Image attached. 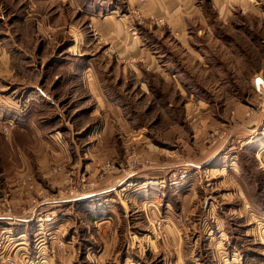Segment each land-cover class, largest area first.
<instances>
[{
    "label": "rangeland",
    "instance_id": "obj_1",
    "mask_svg": "<svg viewBox=\"0 0 264 264\" xmlns=\"http://www.w3.org/2000/svg\"><path fill=\"white\" fill-rule=\"evenodd\" d=\"M252 1L257 2L256 7H237L232 18L213 21L209 25L213 34L194 37L206 66L193 61L199 59L194 55L191 60L182 61L183 49L176 47L168 56L170 65L176 68L177 81L157 77L146 96L136 74L121 69L106 52L118 44L106 40L90 20L93 12L102 15L113 12L111 8H119L123 13L124 0H97L90 7L84 0L79 6L76 0H0V100L16 99L38 134L35 139L26 133H15L17 126L12 121L0 125V217H16L11 223L0 218V232L4 233L2 229L7 225L12 230L10 235L18 237L21 229H17V218L29 214V218L34 215L31 220L36 227L27 232V241L19 239L21 243L12 251L17 242L13 240L6 248L9 254H17L22 246L27 251L31 245L37 250L51 249L49 239L43 243L36 240L44 237L40 233L42 221L38 220L42 215L50 217L44 224L54 231L51 236L56 245L51 259L42 264H113L111 261L121 247L124 225H117L116 220L111 225L95 224L86 205L72 210H59V206L72 198V193H92L111 183L123 189L119 195L127 198L130 191L146 188L148 181L131 175H136V171H153L160 165L170 167L169 178L166 175L167 178L160 179L159 186L165 189L160 192L165 195L131 203L127 211L118 209L121 222H129L130 230L145 242L149 238L158 241L157 250L147 249L144 264H180L167 226L176 228L183 236L189 234L193 240L199 232L190 230L191 218H198L201 213L200 233L204 232L206 217L207 226L215 230L217 216L223 217L225 235L231 238V246L238 253L236 261L228 264H264V213L251 219L245 204L248 196L264 206V152L258 157L248 150H236L235 158L230 155L236 166L231 161L228 165L207 162L192 166L184 163L189 159H183L190 152L193 156L202 151L201 137L211 146L215 137L217 141L226 135L221 129L212 134L192 132L191 127H196L198 121L187 117L185 108L200 106L201 96L208 99L210 113L219 108L214 95L217 88L234 99L248 96L252 106L264 112V96L257 91L254 94L248 83L252 71L264 73V0ZM207 13L214 14V10L208 9ZM199 27V21L192 22V29ZM205 75L208 83L201 79ZM124 77L128 81H121ZM219 78L230 83H216ZM121 98L127 99L129 106L126 114L120 115L114 103L117 100L118 107L125 105ZM172 128L178 130L171 132ZM263 133L264 126L254 137ZM183 139L191 140L195 150L187 151ZM261 140L264 141L263 136ZM200 156L195 160L200 161ZM108 164L112 166L107 167ZM180 168L186 169L185 175ZM207 168L209 173L203 175ZM165 181H186L188 187L195 182V190L179 195ZM129 182L133 184L128 185ZM124 186L130 187L124 190ZM46 199L48 206L40 212ZM159 200H170L176 207H162ZM185 202L189 210L181 213ZM194 206L197 209L193 210ZM158 215L168 217L162 237L154 232V218ZM201 237L203 252L199 251L202 255L197 264H226L211 253H215V247L208 245L207 234ZM25 250L18 253L20 264H40L33 256H25ZM0 264L8 263L0 258Z\"/></svg>",
    "mask_w": 264,
    "mask_h": 264
},
{
    "label": "crops",
    "instance_id": "obj_2",
    "mask_svg": "<svg viewBox=\"0 0 264 264\" xmlns=\"http://www.w3.org/2000/svg\"><path fill=\"white\" fill-rule=\"evenodd\" d=\"M70 1L73 2L74 0ZM96 1L97 0H84L85 4L89 7L96 3ZM80 2L81 0H76L77 5H80ZM256 3L257 2L252 0H124L126 9L123 10V13L119 12V8H111V10H114L113 12L102 13V15L93 12V10L91 11L93 14H91L90 20L93 21L98 29H100V33L105 36L106 40L118 44L113 49L106 50V52H109L113 56V59H116L118 62L117 65H120L121 69H130V71H133L136 74L135 79L137 81L139 80L138 82L142 86V93L147 96L149 86L151 83H155L157 77L168 82L171 80L177 81L176 68L175 66L172 67L170 65L172 61H169L170 57L168 54L172 53L171 51H176V47H181L183 49L181 56L184 57V60L181 59L182 61L186 62L191 60L190 58L194 55L199 57V59L193 61L199 62L200 66H206V61L202 60L201 52L198 50V46H200L198 44L199 42H197L194 37H197V35L207 37L210 34H213V30L209 26L213 21H226L232 18L234 10L237 7H240L242 10H245V8L249 10L252 7H256ZM208 9L214 10V14H208ZM160 18L162 21H160ZM193 21H199L200 27L198 29H192ZM130 27L136 28L137 34H134ZM172 44H174V46H171ZM2 46V40L0 39V48ZM91 64L95 67V61L91 62ZM205 71L207 73V69H205ZM257 76L264 78V73L261 71H252L248 76V83L252 85L254 94L256 93L255 78ZM207 78L208 75L201 76V79L206 83H208ZM122 80L128 81V77L121 78V81ZM218 82L224 84L227 81L223 78H219L216 79V83ZM231 82L233 83V81ZM94 83L96 84V81H94ZM214 95L216 104L219 105V108L215 110V113H210L207 103L208 99L203 95L199 101L200 106H186L187 117H194L195 121H198L196 127H191L192 132L194 133L203 134L205 132H210L212 134V132L221 129L226 135L217 140L215 144L211 146L205 144L204 138L202 139V137L199 136L201 137L200 140H202V151L200 149L201 152L194 153L193 156L192 152L184 155L183 159H189V161L185 160L184 163H190L192 166L205 164L207 162L212 165H219L220 163L228 165L229 161H231L234 166L236 162L230 160V155H234L235 158L236 154L234 152L236 150H248L251 153H256V155L260 157L264 152V141L261 140L262 136L264 137V133L258 137H254V134L264 126V112L261 111L260 108L252 106L254 103H252V100L248 99V96L243 99H234L225 95L223 91L221 93L218 88L215 89ZM121 99L126 102L125 105L121 103V107H118L116 103L117 100H115L114 103V108L119 110L120 115L121 112L124 114L128 111L126 107L129 106L127 99ZM15 101L16 99L13 102H6L4 99L0 100V125L2 126L6 121H12L14 126H17L15 133H26L30 136L32 135L35 139H38L37 131L29 125V121L26 119L25 115H23L24 112L21 108V104H18ZM227 102L229 103L226 104ZM221 106L222 108H220ZM172 129L171 132L178 130L177 128ZM181 129L179 128V130ZM184 141L187 151L191 149L195 150V145L191 140ZM200 154H202V156H200L202 159L200 161L195 160ZM27 168L30 169V166H27ZM169 169V166L157 165L153 171L142 173L138 171H136V173L133 171L132 173H136V175L131 173V176H136L139 180H148L146 182L147 186L142 190H140L141 187H138L130 191L127 198L120 196L119 193H122V190H119L116 184L111 183L95 192L86 193L80 197L65 199L66 203L59 206V210L64 208L72 210L76 206L79 207L80 204L86 205L89 217L95 224L96 222H99V225L100 223L111 225L116 220L117 225H124L125 228L122 227L124 228V232L122 241L120 242V250L119 252H116L111 263L144 264V257L147 254V249L150 247L151 250H157L158 241L149 238V240L145 242L136 231L130 230L131 227L129 226V222L126 220L121 222L120 215H118V209L127 211V209L131 207V203H143L145 200L147 201L148 198L158 199L160 198V195L164 196L165 192H160L165 190L163 186H159L161 185L160 179L167 178V172ZM165 182L179 195H186L195 190L193 188L195 187V182L190 183V188L186 181L177 184H171L169 181ZM166 183L162 185L167 186ZM128 187L129 186H127V189ZM186 188L189 189L185 190ZM12 192L14 194L15 189H13ZM241 192L243 193L242 189ZM247 198L245 204L248 207L251 219H254L253 217L255 216L261 217L260 215H263L264 213V206L260 202L250 199L248 196ZM159 202L162 207H176L175 203H172L170 200H166L164 203L159 200ZM186 204L188 203L185 202L183 205L180 204L181 213L189 210V207H187ZM150 205H153V203ZM197 206H194L193 210L197 209ZM193 210H191V213ZM220 212L223 214L222 211ZM132 214H134V212ZM202 214L203 213H201L198 218L196 217V220L191 218L190 230H193L194 233L199 232L197 234L198 236L196 235L197 237L193 239L194 241L189 239V234L183 236L181 232L176 230V228L167 226L172 234L176 251L175 253L177 255V263L197 264V262H199L198 256L202 255L199 251L203 252L200 246V243L203 240L201 237L203 233L208 236V245H213L215 247V253H213V250H211V253L214 254L217 259L223 260L226 264H228V261H236L238 253L235 251L236 247L233 246V248L231 246L233 244L231 238H227L225 235L226 226L224 227V224L222 223L223 217L220 215L217 216V230L212 226L210 228L207 226L209 220L206 217L205 225H203L204 232L200 233L202 228L199 226V223ZM30 215L32 214H29L28 216ZM28 216L26 215V217L17 218L19 219L17 229H21L18 235H22V239L26 241L27 239L25 236L27 235V232H32L33 228H36L35 223H32L33 221L31 220L34 215L31 218ZM185 216H187V214ZM194 216L193 212L191 217ZM247 216L249 218L248 214ZM1 219L6 220L4 218ZM188 219L190 220V217H188ZM39 221H42L40 224L42 227L40 233L44 234V242L49 239L48 241L49 243L51 242V249L37 250L36 247H32L31 245L29 251L25 250V247L23 246L21 247V250H25V255L27 257L33 256L36 258V261L40 256L41 262L43 261V263H45V261L51 259L52 249H54L56 245L53 241V236H51L54 232L53 230L51 231L52 228L46 226L44 220L39 219ZM55 227L56 226L54 225L53 228ZM189 233L191 234V232Z\"/></svg>",
    "mask_w": 264,
    "mask_h": 264
},
{
    "label": "built area",
    "instance_id": "obj_3",
    "mask_svg": "<svg viewBox=\"0 0 264 264\" xmlns=\"http://www.w3.org/2000/svg\"><path fill=\"white\" fill-rule=\"evenodd\" d=\"M161 19V18H160ZM131 30H132V32L134 33V34H137L136 33V28H134V27H131L130 28ZM255 88H256V91L260 94V96H264V78H262L261 76H257L256 78H255ZM250 112V111H249ZM218 131L216 130L214 133H217ZM216 142V137L212 140V144H214ZM112 165L111 164H108L107 165V167H111ZM179 171H182L183 173H182V175H185V173H186V169L185 168H180V169H178ZM209 169L207 168V169H205V171H204V174L203 175H207L208 173H209ZM175 173V172H174ZM130 183L131 184H133V182H129L128 183V185H130ZM125 187V186H124ZM86 193H88V192H84V193H79V194H77L76 193V195L74 196V194L75 193H72L71 195H70V197L72 196V197H80V196H83V195H85ZM90 193V192H89ZM37 203V202H36ZM48 200L46 199V200H44L43 202H42V204L44 205L43 207H40L39 208V210H40V212H43V211H45L46 209V207L48 206ZM37 205H38V203H37ZM11 209L9 208V211H10ZM41 215V214H40ZM155 214H153V216H154ZM42 216V215H41ZM1 218H4V219H6L7 221L9 220L10 221V223L11 222H14L15 220H16V217L15 216H12V214H6L5 216H1ZM39 218V217H38ZM45 218V217H44ZM46 218H50V217H46ZM167 218L168 217H164V216H162V215H158V216H156L155 218H154V232H156V234L159 236V237H162V235H161V233L164 231V227H163V224L165 223V220H167ZM13 220V221H12ZM3 232L5 233H2V232H0V258L4 261V262H7L8 264H20L21 263V260H20V262H18L17 260H18V257L17 256H19L18 255V253L19 252H22L21 251V247H19V249H18V252H17V254L15 253V251L13 252L14 254H13V256L11 255V254H9V253H11V252H9V251H6V250H8V249H6V248H9V246L11 245V242L14 240V242L16 241L15 240V237L16 236H14L13 237V235L11 236L10 234H11V232H12V230H11V228H8V226L6 225L5 227H3ZM6 232H7V234H6ZM9 236H11V238H9ZM14 238V239H13ZM11 240V241H10ZM15 243H17V242H15ZM15 245H17V244H14V245H12V251L14 250V248H15ZM21 256V255H20ZM26 256V255H25Z\"/></svg>",
    "mask_w": 264,
    "mask_h": 264
},
{
    "label": "bare ground",
    "instance_id": "obj_4",
    "mask_svg": "<svg viewBox=\"0 0 264 264\" xmlns=\"http://www.w3.org/2000/svg\"><path fill=\"white\" fill-rule=\"evenodd\" d=\"M131 184V183H130ZM130 187V186H129ZM123 190V189H122ZM124 190H127V187H125V189ZM39 219H41V220H48V218H44V217H39L38 218V220ZM22 235H19L18 237H16V241H17V243H15V244H18V243H21V241H18L19 239H22L23 237H21ZM36 240L38 241V242H44V238L43 237H37L36 238ZM37 261L40 263V264H42V262H41V258H40V256H39V258L37 259Z\"/></svg>",
    "mask_w": 264,
    "mask_h": 264
}]
</instances>
